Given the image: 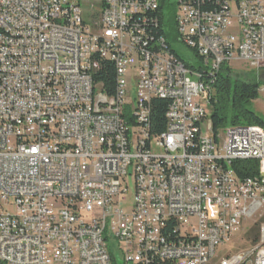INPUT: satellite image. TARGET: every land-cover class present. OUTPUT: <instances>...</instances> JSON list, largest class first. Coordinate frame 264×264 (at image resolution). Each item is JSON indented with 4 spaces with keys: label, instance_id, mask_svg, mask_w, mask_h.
<instances>
[{
    "label": "built area",
    "instance_id": "2783aa9c",
    "mask_svg": "<svg viewBox=\"0 0 264 264\" xmlns=\"http://www.w3.org/2000/svg\"><path fill=\"white\" fill-rule=\"evenodd\" d=\"M237 62L264 73V0H0V264H264V129L210 119L207 69Z\"/></svg>",
    "mask_w": 264,
    "mask_h": 264
},
{
    "label": "trees",
    "instance_id": "16d2710c",
    "mask_svg": "<svg viewBox=\"0 0 264 264\" xmlns=\"http://www.w3.org/2000/svg\"><path fill=\"white\" fill-rule=\"evenodd\" d=\"M165 1V0H164ZM162 10L164 3L162 4ZM96 9H105V2H96ZM159 20V28L155 31L157 37L169 35V25H165V11H158L156 14ZM172 16V14H170ZM162 20V22H161ZM164 20V22H163ZM162 23H165L164 25ZM173 24V19L169 20ZM189 68L196 69L194 65L185 62L180 54H175ZM240 74V73H239ZM251 78L245 79L238 76L237 72L228 66H223L220 73L215 75L207 70V77L216 79L212 85L210 96L211 123L213 134L217 136L227 126H259L264 129V122L250 109L251 104L259 97L260 82L256 79V74L251 73ZM95 81L102 86V90L108 95L116 93V69L111 62L103 60L99 70L96 72ZM168 101L155 100L152 108V122L154 134L159 135L166 127L165 113ZM240 176H244L238 172Z\"/></svg>",
    "mask_w": 264,
    "mask_h": 264
},
{
    "label": "rangeland",
    "instance_id": "374dc122",
    "mask_svg": "<svg viewBox=\"0 0 264 264\" xmlns=\"http://www.w3.org/2000/svg\"><path fill=\"white\" fill-rule=\"evenodd\" d=\"M173 3L177 4L178 0H171ZM176 8V6H175ZM176 11V10H174ZM177 14V12H175ZM183 60H185V57H189L190 53L188 51H183V54H180ZM234 73L237 72L238 76H241V74L244 76L245 79L251 78V73L256 74V79L258 82H260V91H259V97L258 99L251 104L250 109L257 115L258 118H260L264 122V73L257 74L256 72H253L254 70L250 68L248 64L244 63H234L232 65ZM240 73V74H239ZM191 80L194 82H197L198 79L196 77L190 76ZM126 83H127V91L130 96H134L135 93V87L133 82V75L132 72H127L126 77ZM209 131V124L208 122L204 124L203 126V133H206ZM222 137L224 138V135L222 134ZM160 151V150H157ZM123 188L126 190L127 194L123 197V200L121 202L122 207L125 211H131L135 195H136V184H135V178L129 177L126 182L123 184ZM248 225H246L247 228ZM246 230V229H245ZM241 232L236 234L234 237H232L225 245L220 246L217 250V258L216 260H222L224 258H227L229 256H234L239 253H241L244 250H249L251 246L249 245L248 237L252 239L256 234H258V227L252 231V233L249 236L244 235L243 241L241 242ZM110 252L114 255L116 258H120V251L116 245L110 246Z\"/></svg>",
    "mask_w": 264,
    "mask_h": 264
},
{
    "label": "bare ground",
    "instance_id": "6f19581e",
    "mask_svg": "<svg viewBox=\"0 0 264 264\" xmlns=\"http://www.w3.org/2000/svg\"><path fill=\"white\" fill-rule=\"evenodd\" d=\"M175 61L176 62H183L181 61V59H179L178 57L175 56ZM210 73L212 74H216V73H219V70L217 69H207ZM115 94H120V86H116V93Z\"/></svg>",
    "mask_w": 264,
    "mask_h": 264
}]
</instances>
